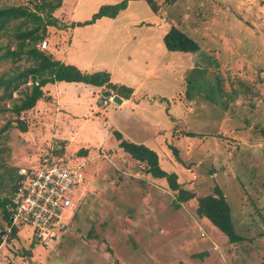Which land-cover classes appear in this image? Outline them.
Masks as SVG:
<instances>
[{
    "label": "rangeland",
    "instance_id": "obj_1",
    "mask_svg": "<svg viewBox=\"0 0 264 264\" xmlns=\"http://www.w3.org/2000/svg\"><path fill=\"white\" fill-rule=\"evenodd\" d=\"M119 1L62 0L46 26L62 30L61 48L66 37L84 45L77 55L81 72L112 75L98 87L43 86L48 96L21 115L26 130L13 121L0 131V198L20 176L16 164L77 165L84 174L74 220L47 245L0 209V264H264V0H155L157 12L144 0H129L114 18L79 22ZM114 19L134 24L121 26L129 33L118 44L109 36L121 28L107 26L117 24ZM173 26L198 43L196 52L165 48L163 36ZM9 39L0 36V43ZM8 66L0 63V74ZM112 85L133 87V97L113 100L119 95ZM8 117L0 113V129ZM115 132L153 146L160 167L195 197L176 209V192L144 173L118 146ZM214 186L230 207L241 237L236 242L196 213L197 197L212 194Z\"/></svg>",
    "mask_w": 264,
    "mask_h": 264
},
{
    "label": "trees",
    "instance_id": "obj_2",
    "mask_svg": "<svg viewBox=\"0 0 264 264\" xmlns=\"http://www.w3.org/2000/svg\"><path fill=\"white\" fill-rule=\"evenodd\" d=\"M61 1L28 0L25 4L0 5V36L11 37V40H7L5 44L0 43V63L9 62L8 68L0 74V113L9 115L0 131L11 128L13 121L21 131H25L21 115L31 111L38 100L46 97L42 87L48 83L77 82L98 87L109 81V73L106 71L92 74L82 73L72 64L52 59L50 54L38 47V43L45 37L46 26L51 23L52 13L60 6ZM128 1L121 0L117 3L103 5L93 13L89 21L82 24L92 23L101 17L114 18L119 11L126 7ZM144 1L152 12L158 11V4L155 0ZM175 1L167 0L169 4ZM29 4H32V7ZM163 43L169 51L196 52L199 48L193 38L174 26L163 36ZM27 82L30 84L24 90H19L20 86ZM111 87L116 94L124 98H128L132 92V88L125 85H112ZM14 91H21L22 96L17 100L12 98ZM6 99L10 100V106L3 104ZM115 137L119 140L120 148L127 152L132 159L144 165V173L164 179L170 189L176 192L177 199L174 203L176 209L182 202L195 197L192 192L180 186L174 172H167L160 167L155 151L144 144L123 139L119 132H115ZM173 150L176 153L174 148ZM19 179L20 176L11 185L10 195L0 198V209L8 222L14 211L10 198ZM197 203V215L206 218L226 236L229 242L241 239L234 231L230 207L220 187L214 186L212 194L197 197ZM15 232L16 228L12 226L11 234L15 235ZM1 242L0 238V244ZM176 264L186 263L179 261Z\"/></svg>",
    "mask_w": 264,
    "mask_h": 264
},
{
    "label": "built area",
    "instance_id": "obj_3",
    "mask_svg": "<svg viewBox=\"0 0 264 264\" xmlns=\"http://www.w3.org/2000/svg\"><path fill=\"white\" fill-rule=\"evenodd\" d=\"M42 40L39 48L46 47ZM110 98L103 97L108 103ZM10 203L12 222L27 224L32 235L43 245L63 235L78 209V192L84 184L80 166L46 163L41 167L21 170Z\"/></svg>",
    "mask_w": 264,
    "mask_h": 264
},
{
    "label": "crops",
    "instance_id": "obj_4",
    "mask_svg": "<svg viewBox=\"0 0 264 264\" xmlns=\"http://www.w3.org/2000/svg\"><path fill=\"white\" fill-rule=\"evenodd\" d=\"M62 3H64V0H63V2ZM114 3H116V2H114ZM63 5V4H62ZM61 5V8H60V11L61 10H63V6ZM56 11H58V9H55ZM54 10V11H55ZM54 13V14H53ZM52 14L54 15V16H56L57 14H55V12H53ZM56 17H58V16H56ZM59 18H61V16H59ZM102 18V17H101ZM101 18H99V19H96L93 23H100L101 22ZM55 19V18H54ZM86 20H88V19H86ZM86 20H84L85 22H86ZM115 20V19H114ZM84 21H79V22H84ZM55 22V21H54ZM115 22L117 23V24H110V25H107L108 27L109 26H116V27H118V28H121V26H129V27H134V24H133V22L132 21H130L129 22V24H121V22L119 21V20H115ZM70 23H76V22H70ZM78 23V22H77ZM93 23H91V24H93ZM109 23V22H108ZM53 24V23H52ZM63 24V23H62ZM66 24H68V23H66ZM68 25H70V24H68ZM77 28H76V30L79 28L78 26H76ZM81 27H84V26H80V28ZM54 28H56V27H54ZM74 28H72V30H73ZM54 31H56V33H54ZM54 31H52L51 29H46V34H45V37H44V40H46V42H47V44H46V47L48 46V48H49V50H48V54H50L51 56H52V58L53 59H55V60H59V61H61V62H63V63H65V64H72V65H74V66H76L77 68H78V66H81L80 65V63H78V59H77V55L78 54H80L81 53V51H85L86 50V48L85 47H83L84 45H82V44H76V43H74L72 40H70V39H68L67 37L66 38H64V44H63V46H62V48H61V39H60V32L62 33V30L61 29H55ZM73 32H75V31H73ZM129 33V31H127V30H123L122 28L120 29V30H117V32H116V35H119V36H115V34H112V35H110L109 36V38L110 39H112V41H114L115 43H117L118 44V40L119 39H122L123 37L122 36H124V34L125 33ZM107 34H108V32H107ZM51 37H52V39H54V40H51ZM104 39V38H103ZM54 42V43H53ZM51 43V44H50ZM122 48H124V45L121 43L120 45H119V48H118V50L119 51H121L122 50ZM41 49V48H40ZM42 50V49H41ZM44 51V50H43ZM65 55V56H64ZM73 60V61H72ZM82 64V63H81ZM79 69V68H78ZM80 70V69H79ZM111 70V69H110ZM101 71H103V70H101ZM82 72H84V73H86V72H88L87 70H83ZM109 73H110V76L112 75L111 74V72L110 71H108ZM111 79V78H110ZM59 81L58 82H54V83H48V84H46L45 85V88H44V90H48L49 88H51V87H53V88H55V89H57V91L59 90ZM75 83H77V82H75ZM128 87H130V86H128ZM43 88V87H42ZM132 89H133V87H131ZM134 90V89H133ZM132 90V92H131V95H130V97L129 98H131V97H133V94H134V91ZM45 94V96H48V94H46V92H44ZM119 97H120V102L122 103L123 101H124V99H127V98H124V97H122V96H120L119 95ZM112 98V97H111ZM133 99V98H132ZM36 109V108H35ZM41 111V110H40ZM39 113V112H38ZM33 114V113H32ZM40 115H41V113H39ZM46 116L48 115L47 113L45 114ZM46 116H44V117H46ZM41 117H43V116H41ZM36 119H40V116H38V117H36ZM142 138H138V139H134L133 141H131V142H135V143H140V144H143V142H145L144 140H141ZM147 142H148V140H147ZM145 146H147L148 148H150V149H152L153 151H156V149L153 147V146H151L150 144L148 145H145ZM157 152V151H156ZM159 160V159H158ZM19 168V170L21 171V170H29V169H32V165H30V166H21V165H23V164H16ZM36 166H38V165H36ZM39 167V166H38ZM38 167H35V168H38ZM34 168V167H33ZM151 223V226L150 227H152V221L150 222ZM150 230V232L151 231H153L151 228L149 229Z\"/></svg>",
    "mask_w": 264,
    "mask_h": 264
},
{
    "label": "water",
    "instance_id": "obj_5",
    "mask_svg": "<svg viewBox=\"0 0 264 264\" xmlns=\"http://www.w3.org/2000/svg\"><path fill=\"white\" fill-rule=\"evenodd\" d=\"M113 100L119 102L120 101V98L118 96H114ZM10 221H12V218H10Z\"/></svg>",
    "mask_w": 264,
    "mask_h": 264
},
{
    "label": "bare ground",
    "instance_id": "obj_6",
    "mask_svg": "<svg viewBox=\"0 0 264 264\" xmlns=\"http://www.w3.org/2000/svg\"><path fill=\"white\" fill-rule=\"evenodd\" d=\"M12 214V213H11Z\"/></svg>",
    "mask_w": 264,
    "mask_h": 264
}]
</instances>
